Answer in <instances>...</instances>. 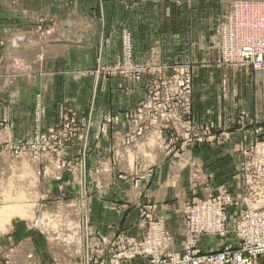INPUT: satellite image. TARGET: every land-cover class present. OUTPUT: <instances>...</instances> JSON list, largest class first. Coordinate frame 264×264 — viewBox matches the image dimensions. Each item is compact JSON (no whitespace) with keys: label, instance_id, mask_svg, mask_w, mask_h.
<instances>
[{"label":"crops","instance_id":"obj_1","mask_svg":"<svg viewBox=\"0 0 264 264\" xmlns=\"http://www.w3.org/2000/svg\"><path fill=\"white\" fill-rule=\"evenodd\" d=\"M234 1L237 0H0V33L10 32L9 44H13L12 48L8 46L4 50L0 62V75L5 84L17 74L19 89L24 93L22 87L27 75L14 74L11 70L16 64L21 66V54L31 53L24 44L28 38L23 36L24 33L60 29L58 36L63 39L62 56L67 70L57 78L65 77L66 82H70L76 79L79 71L84 74L97 63L115 65L121 62V28L125 26L132 33L137 63H154L152 65L158 67L195 66L192 67L196 70L193 85L208 87L203 92L195 91L194 115L198 122L213 123V135L230 137L225 146L220 144L209 149L205 145V148L198 146L193 150L190 147L179 158L158 159L152 175L148 169L150 156L140 155L143 165L138 176L128 171L127 160L117 164L118 172L127 173L128 179L112 177L110 196L104 201L100 196L92 197L91 210L87 213L90 226L82 228V258L108 264L110 246L103 247L101 239L109 242L119 231L141 239L147 222L141 220L139 209L134 207L140 203H148L154 215L165 221L166 232L173 238L170 251L182 253L186 239L182 205L185 199L192 197L198 201L201 196L196 198L197 192L201 190V195H208L219 185L234 193L239 190L242 154L250 146L255 132L264 127V71L254 73L249 68H221L218 65L219 23ZM21 68L26 70L24 65ZM55 72L49 71V82L55 79ZM36 74L32 73L33 76ZM33 76L29 75L28 79ZM148 79L150 77H144L143 81L126 84L113 77L100 76L96 82L94 77L85 76L77 85L71 82L64 87L67 89L71 85L68 91L74 93L78 89L86 92L87 97L93 91L98 92V105L107 110V106H137L144 97ZM128 88L130 91L126 93L124 89ZM47 92L52 90L47 89ZM196 155L204 174L212 180L192 191L188 190L191 178L188 163ZM130 200H136V203L131 204ZM114 201L125 204L126 208L123 211L114 209ZM31 237L38 236L35 233ZM222 245L223 239L219 236L205 235L199 239L197 250L199 254L215 253ZM41 253L52 263V251L47 246ZM129 264L149 263L145 258H138Z\"/></svg>","mask_w":264,"mask_h":264},{"label":"rangeland","instance_id":"obj_2","mask_svg":"<svg viewBox=\"0 0 264 264\" xmlns=\"http://www.w3.org/2000/svg\"><path fill=\"white\" fill-rule=\"evenodd\" d=\"M125 29L128 28L122 26L121 41L122 32ZM59 31L60 29H40L37 33H24L23 36L31 37L30 41L24 43L31 49V53L25 56L21 54L22 58L19 62L21 66L16 64L14 69H11L14 74L22 72L27 75L23 81V94L19 89L17 74L15 79L11 82L7 81L6 84L0 75V253L26 243L29 241L28 238H33L31 236L35 234L36 229H32L31 221L35 217L45 216L49 220L48 217L55 215L57 222L64 224L67 228H72V225L75 228L76 224L78 228L84 226L89 228L87 213L91 210L92 197L100 196L104 201L111 194L112 177L128 179L127 173L118 172V165L121 161L127 160L129 162L127 167L130 168L128 171L138 176V171L143 165L140 155L141 157L150 156L151 162H149L148 169L151 174L158 159L179 158L190 147L193 150L198 146L205 148L206 145V148L213 149L215 145L225 146L230 142V137H225L223 134H221L222 138L219 135H213V123L198 122L194 115V93L197 89L203 92L208 87L204 84L193 85L196 70L194 71L192 67L195 66L174 64L158 67L152 65L154 63L140 64L136 62L133 50L135 64L146 67L147 73L144 76L145 78L151 77L147 83L159 77L156 75L158 68L178 67L188 72L191 78L189 92L175 91L169 96L171 103L168 106L159 109V105H156L155 110H158L153 111L152 114L156 121L152 125L153 128L147 130L142 136H137L140 125H137L132 118L128 119L127 116L129 112L134 113L137 106L133 104L122 105V108L107 106L106 110L105 107L98 105L100 97L98 92L93 91L91 96L87 97L86 92L78 89L74 93L68 91L71 85H68L67 89L64 87L71 82L77 85L85 76H92L97 82L98 78L103 76L100 73L102 67L104 69L125 67L127 64L122 56L123 41L120 63L115 65L97 63L94 68L85 71L84 74L79 71L74 81L66 82L65 77L59 79L67 70L62 56L64 43L63 39L58 36ZM10 35V32L0 33V62L4 50L10 46ZM132 43L134 48L133 38ZM12 46L13 44L10 48ZM217 52L219 54L218 65L226 68L222 66V54L218 49ZM22 65L27 71H22ZM55 70V79L49 82V71ZM106 72L110 75L103 77L123 80L127 82L126 84L137 83L144 79L142 76L139 80L131 79L132 74L125 76L121 73L117 76L108 70ZM32 73L37 74L33 76ZM29 75L33 78L28 79ZM121 87L124 88V86ZM47 89L52 92H47ZM124 90L126 93L130 91L129 88ZM144 90V96H147L151 89L146 86ZM169 116H178V118L181 116L182 123L173 118L170 119ZM115 117L121 119L120 124L108 122ZM135 120L144 122L145 117L138 115ZM259 139H264V127L255 132L252 140ZM197 160H199L198 155L188 163L191 171L188 190L192 191H194L192 188L195 184L199 189L202 184L212 180L211 177H206L204 168ZM135 187L138 185L135 184ZM201 192V190L197 192L196 198L206 196L201 195ZM186 199H192V197ZM186 199L182 204L183 214ZM130 203L134 204L136 200H130ZM112 205L114 209H122V211L126 208L125 204L119 201H114ZM134 207L139 209L140 218L147 222V227L149 225L148 216L154 221H164L161 217L154 215L153 209L149 210L150 212L145 210L149 207L148 203L135 204ZM19 209L23 212L14 213L15 210L21 211ZM72 233L68 234H71L73 242L80 239ZM122 233L132 237L125 231H119L107 244L111 246V242ZM36 236L38 237L34 240L42 254L41 249L47 246V243L41 236L37 234ZM52 246L55 247L51 250L53 262L44 259L45 264H62L63 262L65 264H86L85 261L79 260L81 250L80 254L77 250L80 245L76 244L75 247L69 248V251L67 248ZM42 258H44L43 254ZM131 261L122 264H129Z\"/></svg>","mask_w":264,"mask_h":264},{"label":"built area","instance_id":"obj_3","mask_svg":"<svg viewBox=\"0 0 264 264\" xmlns=\"http://www.w3.org/2000/svg\"><path fill=\"white\" fill-rule=\"evenodd\" d=\"M230 8L219 23L217 34V49L222 54V66L264 71V0H237ZM122 41V56L127 65L106 69L102 67L100 73L105 76L108 70L117 76L121 73L125 76L132 74L131 79L135 80L145 77L146 67L134 62L132 34L128 29L123 30ZM158 69L156 75L159 77L151 79L146 85L151 89L147 96L138 103L134 113L127 114L128 119L132 118L140 125L137 136H142L153 128L156 121L152 114L158 110H155L156 105H159V109L168 106L171 103V93L182 90L188 93L190 89L191 78L185 70L178 67ZM138 115H143L145 121L137 122L135 119ZM180 117L169 116L182 123ZM120 121L119 117H115L108 122L120 124ZM242 155L241 183L237 192L219 185L215 192L198 201L186 199V239L182 253L170 251L173 238L167 234L165 222L154 221L148 216V229L141 240L122 233L111 242L110 264L127 263L136 258H145L149 264H264V139L252 140ZM192 189L196 190L197 184ZM145 210L150 212V207ZM48 218L49 220L45 216L35 217L31 221L32 229H36L35 233L46 240L48 250H54L52 245H55L69 251V248L77 244L80 245L77 250L80 254L83 245L82 227L78 228L76 224L75 228L73 225L72 228H67L57 222L55 215ZM69 232L80 239L73 242ZM205 235L222 238V248L215 253L199 254L198 241ZM34 238H28L26 243L0 253V264H45ZM101 242L103 246H109L105 239L102 238ZM79 260L86 264H102L89 257L84 259L81 255Z\"/></svg>","mask_w":264,"mask_h":264},{"label":"bare ground","instance_id":"obj_4","mask_svg":"<svg viewBox=\"0 0 264 264\" xmlns=\"http://www.w3.org/2000/svg\"><path fill=\"white\" fill-rule=\"evenodd\" d=\"M30 40H31V37H30V38H27V40H26L25 42H28V41H30ZM16 48H17V47H16ZM183 107H184V106H183ZM128 139H129V138H128ZM28 195H29V194H28ZM24 203H25V202H24ZM25 204H26V203H25ZM6 209H8V208H6ZM6 209H5V210H6ZM10 210H11V209H10ZM19 210H21V209H19ZM3 212H4V211H3ZM3 212H2V214H3ZM20 212H23V211H22V210H21V211H18V210H15V211H14V213H17V214H18V213L20 214ZM0 214H1V212H0Z\"/></svg>","mask_w":264,"mask_h":264}]
</instances>
